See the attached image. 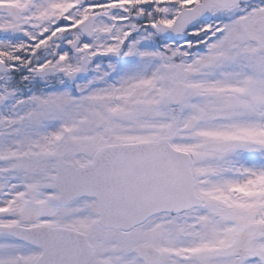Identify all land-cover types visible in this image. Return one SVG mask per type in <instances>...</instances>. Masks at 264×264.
<instances>
[{
	"label": "snow or ice",
	"instance_id": "snow-or-ice-1",
	"mask_svg": "<svg viewBox=\"0 0 264 264\" xmlns=\"http://www.w3.org/2000/svg\"><path fill=\"white\" fill-rule=\"evenodd\" d=\"M0 264H264V0H0Z\"/></svg>",
	"mask_w": 264,
	"mask_h": 264
}]
</instances>
